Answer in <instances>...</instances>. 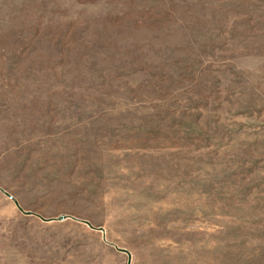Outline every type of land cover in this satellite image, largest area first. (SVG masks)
Returning <instances> with one entry per match:
<instances>
[{
  "label": "rangeland",
  "instance_id": "obj_1",
  "mask_svg": "<svg viewBox=\"0 0 264 264\" xmlns=\"http://www.w3.org/2000/svg\"><path fill=\"white\" fill-rule=\"evenodd\" d=\"M0 264H264V0H0Z\"/></svg>",
  "mask_w": 264,
  "mask_h": 264
}]
</instances>
